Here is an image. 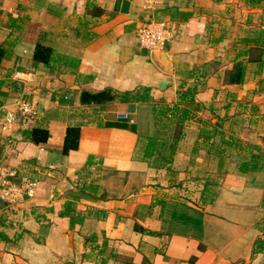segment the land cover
Instances as JSON below:
<instances>
[{
  "label": "crops",
  "instance_id": "0c3cea01",
  "mask_svg": "<svg viewBox=\"0 0 264 264\" xmlns=\"http://www.w3.org/2000/svg\"><path fill=\"white\" fill-rule=\"evenodd\" d=\"M114 5L0 0V44L12 48L0 62V112L20 94L38 107L34 123L0 130V162L38 181L21 202L0 200V264H264L262 158L249 148L216 152L226 148L221 131L264 150L263 52L245 40L257 31L261 7L244 0ZM151 20L164 25L170 59L139 43L137 27ZM85 30L95 36L86 39ZM38 41L78 56L79 65L35 63ZM143 87L146 100L119 96ZM187 89L193 95L179 103ZM101 91L115 96L87 94ZM175 103L188 110L184 125L157 124V109ZM31 125L46 129V138L32 140ZM154 133L166 140L160 150L174 146L167 162L143 155ZM67 201L81 220L71 224L61 213Z\"/></svg>",
  "mask_w": 264,
  "mask_h": 264
},
{
  "label": "trees",
  "instance_id": "16d2710c",
  "mask_svg": "<svg viewBox=\"0 0 264 264\" xmlns=\"http://www.w3.org/2000/svg\"><path fill=\"white\" fill-rule=\"evenodd\" d=\"M245 2L249 3L251 6H258L261 7L262 12L260 15V18L258 20V28L257 31H255V33L251 36H248L247 38H245L247 43H254L256 45H259L262 47V52H263V56L262 58H260L258 60V64L259 65H263L264 66V0H244ZM90 6V10L92 13H99L101 11V9L99 7H97L94 4H88ZM83 35L86 37V39H90L92 37L95 36V32L91 31V30H85L83 31ZM10 41L6 40L5 43L0 44V62L3 58H9L12 54V48L10 45ZM244 52H247V49L244 50ZM31 59L36 63V62H45L48 63L50 66V69L53 70L56 67H58V64H62V65H68L71 67H77L79 65L80 62V58L78 56H73L71 54H67V53H62L59 52L57 50L54 49V47L52 46H48L45 45L43 43H41L40 41L36 42L34 45V49L33 52L31 54ZM241 77V76H239ZM264 79V78H263ZM262 81H259V89H263L264 85L261 84ZM3 83V80L0 79V86ZM256 89V88H255ZM257 90V89H256ZM192 91L190 89L184 90L183 92L179 93V103L180 100L182 99H186L189 96H192L193 94L191 93ZM131 92H124L122 94H119V96L124 99V100H146L150 97L149 93H147V87H143V89L141 90L140 93H135V94H129ZM90 98L92 97V99H100L105 97L107 98H112L113 96H115V94L113 95H105V93L103 91L101 92H97V93H87ZM178 103H175L172 107H168L166 105H161L158 109H157V114L155 113V115L157 116V124H163L164 127L171 122H165V119H168L169 121H173L174 123H179L182 126L184 125V121L187 118V113L188 110L182 107L178 106ZM171 111L169 115V117L163 116V115H167V111ZM165 113V114H164ZM36 117V116H35ZM34 118H23V120L25 121H30L32 123H34ZM165 117V118H164ZM173 117V120H172ZM167 120V121H168ZM32 126V127H31ZM29 126V128L27 129V132L30 133L31 139L34 141H39V140H43L46 138L47 136V130L44 129L41 126H36V125H31ZM72 130V128H69ZM206 135H213L215 131L219 130H214V132H208L207 130H203ZM183 134V131L180 130V132L176 133V134H172L171 139H167V140H171L173 142H175L178 137L180 135ZM220 140L223 144H225L226 148H222L221 150L216 151L217 153L219 152V154H224L227 153L226 151H231L235 150V151H239L241 152L243 155L248 151V148L252 150L253 156H256L258 158H262V164L261 166L264 168V150L262 148V146H260L259 144H253V143H247V142H243L242 140H240L238 137L230 134V133H224L221 131L220 133ZM160 138L158 136V134H150L145 138V142L143 144V155L147 158V157H154L155 160L159 161L160 163L163 162H167L171 159L172 153L174 151V146H170V142H169V148H167L166 151H162L160 150L159 146L163 145L166 143V140H163L162 142H160ZM168 142V141H167ZM160 143V144H159ZM69 145L68 142V132H67V140H65L64 142V147L63 150H67ZM90 157V156H89ZM90 159L87 160L86 164H89ZM157 164V163H156ZM159 165V164H157ZM165 165V164H162ZM249 163L246 160H243L242 162H240L239 165V169L242 171H245L248 168ZM90 187H94V181H90V183L88 184ZM205 191H208V181L205 182ZM214 193V192H213ZM71 204L72 202L67 201L65 204V207L63 209V211H61L62 214L65 215H69L70 218V223L72 224L74 221H78L81 220L82 217L78 214H74L71 211ZM181 217H186L188 220L193 221L194 218L192 216H187L185 215V213H183L181 215ZM1 223V220H0ZM6 235L4 233V231L2 229H0V238H5Z\"/></svg>",
  "mask_w": 264,
  "mask_h": 264
},
{
  "label": "built area",
  "instance_id": "2783aa9c",
  "mask_svg": "<svg viewBox=\"0 0 264 264\" xmlns=\"http://www.w3.org/2000/svg\"><path fill=\"white\" fill-rule=\"evenodd\" d=\"M139 43L149 49L164 48L168 34L162 22L146 21L136 29ZM38 114L37 104L18 95L12 106L0 112V130L14 127L23 118H34ZM37 179L30 174L16 172L0 162V200L6 204H17L35 193Z\"/></svg>",
  "mask_w": 264,
  "mask_h": 264
},
{
  "label": "water",
  "instance_id": "95a60500",
  "mask_svg": "<svg viewBox=\"0 0 264 264\" xmlns=\"http://www.w3.org/2000/svg\"><path fill=\"white\" fill-rule=\"evenodd\" d=\"M121 3V5H120ZM124 5V0H115V5H114V9L115 10H122L125 11V6ZM159 52H163V54L165 56H167L168 59H170L169 54L167 53V50L165 48H154L153 52H152V56H155L156 54H158ZM155 58V57H154Z\"/></svg>",
  "mask_w": 264,
  "mask_h": 264
}]
</instances>
